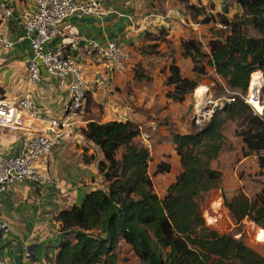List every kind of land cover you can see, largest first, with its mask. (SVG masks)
<instances>
[{
	"label": "trees",
	"instance_id": "16d2710c",
	"mask_svg": "<svg viewBox=\"0 0 264 264\" xmlns=\"http://www.w3.org/2000/svg\"><path fill=\"white\" fill-rule=\"evenodd\" d=\"M170 1L211 26L205 42L196 34L179 40L180 55L190 60L194 76L183 75L173 49L169 52V61L160 68L167 98L183 102L211 67L234 100L215 109L197 130L171 134L179 170L162 196L155 191L153 176L171 173V166L157 161L150 173L152 155L141 144L135 121L92 119L81 127L84 138L101 151L98 170L106 185L88 191L79 204L55 216L60 240L54 264H116L122 245L129 246L137 264H264V255L241 238L207 226L200 210L202 195L219 188L223 180L222 171L211 162L227 146L229 123L245 156L255 154L264 173V87L261 114L244 98L251 74H264V0H234L240 12L232 17L205 15L189 0ZM168 35L166 28L145 33L146 40L155 42L149 44L153 50L142 52L152 55L162 41L170 45ZM135 77L143 75L136 70ZM84 109L92 115L101 109L88 90ZM95 157L83 154V161ZM223 205L235 224L249 219L259 226L256 239L264 242V189L253 198L242 190L230 198L223 195ZM209 219L215 225L216 220Z\"/></svg>",
	"mask_w": 264,
	"mask_h": 264
},
{
	"label": "crops",
	"instance_id": "0c3cea01",
	"mask_svg": "<svg viewBox=\"0 0 264 264\" xmlns=\"http://www.w3.org/2000/svg\"><path fill=\"white\" fill-rule=\"evenodd\" d=\"M97 1L103 13L74 14L66 21L70 29L64 30L56 42L63 44L64 49L83 67L88 85L92 84L93 88L99 91L103 86L97 82L110 79L112 88L121 87L127 90L131 77L126 75L133 65L132 58L125 73L113 72L106 67L103 59L96 57L89 50L88 41L94 40L103 45L114 41L131 55L136 54L138 48L146 43L145 33H156L161 28L172 29L167 23L169 17L166 6L174 2ZM0 2L6 3L11 10V15L0 21V25L13 43L9 49L0 48V97L16 100L29 95L37 103L42 114L59 117L67 101V94L58 86L57 80L42 71V80L38 84L33 85L28 81L25 58L29 54L30 45L22 25V17L24 12L34 8L33 4L30 0ZM178 19L181 20V16ZM169 35L167 38H170ZM181 38L184 37L179 40ZM187 61L191 63L189 59ZM156 62L154 59L155 65ZM157 72L159 73V70ZM182 74L191 76V66L190 73L182 71ZM92 85L88 86V91L101 105V109H95L94 115L85 109L80 111L75 116L74 124L66 131L62 145L36 163V167L48 177V181L42 184L17 182L8 186L0 195V258L8 264H54L60 240L55 216L61 209H69L73 204H79L88 191L105 187L103 176L98 170V162L102 159L101 151L84 138L81 127L92 119H130L136 122L131 117L128 102H124L122 94L114 92L109 95L101 92V95L105 96L98 98L99 95L92 90ZM151 124L152 121L149 125ZM45 125L28 120L25 129L44 131ZM24 133L0 128V154L9 155L19 151ZM92 153L96 155L95 159L84 162L83 154ZM2 223L6 224L5 228L1 226Z\"/></svg>",
	"mask_w": 264,
	"mask_h": 264
},
{
	"label": "rangeland",
	"instance_id": "374dc122",
	"mask_svg": "<svg viewBox=\"0 0 264 264\" xmlns=\"http://www.w3.org/2000/svg\"><path fill=\"white\" fill-rule=\"evenodd\" d=\"M189 1L191 4L199 5L201 9L203 8V14L205 15L213 14L218 17L222 13L232 17L240 12L234 0ZM166 11L168 12L167 17H169V22L167 23L172 28L169 30L170 45L162 41L156 52L150 55L143 53L142 49L153 50V48L149 47V44L155 42V40H145L146 43L138 48L136 54H130L133 65L130 67L129 74L126 75L131 77L127 90L121 89V87L112 88L110 79L97 82L103 86L100 87V92L93 88L92 84L88 85H92V90L99 95L97 96L98 98H104V94L110 95L115 92L122 94L124 102H128L127 105L132 114L131 117L136 120L140 128L141 144L146 146L152 155L150 173L153 171L157 161H166L170 164L171 173L153 176L155 191L159 196L164 194L174 174L179 170V161L173 151L171 134L179 131L190 132L197 130L211 117L213 111L223 106L227 102L228 97L231 96L222 82H220L219 77L215 75L213 69L208 67L206 74L198 77V87L204 86L207 89L206 96L200 104L197 102L194 91L183 102L174 103L168 101L166 96L168 88L162 83L161 66L169 61V52L173 49L176 61L183 73H190L191 63L180 55L179 38L196 34L198 38L205 42L209 38V33H206L207 28L211 24H203L201 22L202 16L186 11L183 6L179 7L172 2L168 3ZM179 16H181V20L178 19ZM151 58L157 60L156 65L154 64V59ZM106 67L109 69L107 64ZM136 70L143 77L136 78ZM157 70H159L160 74ZM255 72H258L262 80L260 87L251 95H249L248 90L244 98L259 113L263 110L259 97L264 87V74L259 70ZM191 76L194 75L191 74ZM217 81L218 83H216ZM101 92L104 94L101 95ZM253 101L256 102L257 106H254ZM151 121L153 124L149 125ZM233 129L234 124L229 123L225 130L228 139L227 146L222 150L219 157L211 162L213 167H217L223 173L221 185L219 188L211 189L202 195L200 210L207 226L219 233H231L236 238H241L247 245L264 255V242L256 239V231L259 226L249 219H244L240 223L235 224L230 218L228 210L223 205V195L230 198L237 191L242 190L248 197L253 198L264 189V173L258 167L257 156L255 154L245 156L241 140L234 135ZM262 153L264 154V151ZM209 217L216 220L215 225L210 223ZM121 247L118 251L119 260L116 264H137L138 260L129 249V246L122 245Z\"/></svg>",
	"mask_w": 264,
	"mask_h": 264
},
{
	"label": "built area",
	"instance_id": "2783aa9c",
	"mask_svg": "<svg viewBox=\"0 0 264 264\" xmlns=\"http://www.w3.org/2000/svg\"><path fill=\"white\" fill-rule=\"evenodd\" d=\"M34 8L23 14V28L29 39V54L25 58L28 81L35 85L42 80V71L57 80L58 86L67 94V101L59 117L41 113L37 103L29 96L11 100L0 97V128L24 131L19 151L0 154V195L8 186L17 182L30 181L42 184L48 177L36 163L53 149L62 145L66 131L74 124L75 116L85 108L88 81L83 67L63 44L56 42L64 30L70 29L66 22L76 13L100 15L102 8L97 0H30ZM11 15L6 3L0 2V21ZM89 50L104 60L109 70L125 73L131 55L114 41L105 45L89 40ZM13 45L0 25V48ZM228 98L227 102L233 101ZM45 123L44 131L25 129L26 121ZM28 127V126H26ZM0 200V208H1ZM6 227L5 223L1 225ZM0 264H8L0 258Z\"/></svg>",
	"mask_w": 264,
	"mask_h": 264
},
{
	"label": "bare ground",
	"instance_id": "6f19581e",
	"mask_svg": "<svg viewBox=\"0 0 264 264\" xmlns=\"http://www.w3.org/2000/svg\"><path fill=\"white\" fill-rule=\"evenodd\" d=\"M260 82H262V80H261L258 72L252 73L250 76V82H249V87H248L249 95L254 94L259 89ZM194 93H195V97L197 99V102L200 104L201 101L203 100V98H205V96H206L207 89L204 86H200L194 91ZM253 104H255L254 106H257L256 102H254V101H253Z\"/></svg>",
	"mask_w": 264,
	"mask_h": 264
},
{
	"label": "water",
	"instance_id": "95a60500",
	"mask_svg": "<svg viewBox=\"0 0 264 264\" xmlns=\"http://www.w3.org/2000/svg\"><path fill=\"white\" fill-rule=\"evenodd\" d=\"M263 108V107H262ZM262 113V111L261 112H259V114H261Z\"/></svg>",
	"mask_w": 264,
	"mask_h": 264
}]
</instances>
